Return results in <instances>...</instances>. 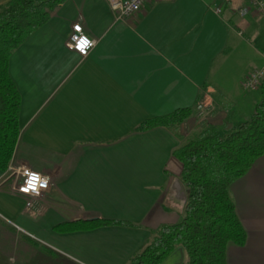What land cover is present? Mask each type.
<instances>
[{"label": "crops", "instance_id": "1", "mask_svg": "<svg viewBox=\"0 0 264 264\" xmlns=\"http://www.w3.org/2000/svg\"><path fill=\"white\" fill-rule=\"evenodd\" d=\"M10 1L0 0V9ZM254 2L159 0L119 19L105 0H66L14 51L9 70L22 98L21 133L8 170L0 171V243L10 262L23 235L17 264H37L42 247L66 264H130L155 231L182 222L183 209L170 199L182 172L174 150L197 131H230L261 100L258 90L242 88L264 66V17ZM244 7L251 11L242 18ZM77 22L96 40L87 58L65 44ZM203 105L211 111L200 120ZM183 108L193 116L179 136L166 128L136 132ZM20 168L52 176L34 210L14 191ZM230 193L247 239L228 246V264H264V155ZM97 218L135 227L54 230ZM161 264H187L184 248Z\"/></svg>", "mask_w": 264, "mask_h": 264}, {"label": "trees", "instance_id": "2", "mask_svg": "<svg viewBox=\"0 0 264 264\" xmlns=\"http://www.w3.org/2000/svg\"><path fill=\"white\" fill-rule=\"evenodd\" d=\"M66 0H11L0 9V171L8 170L20 137L22 98L10 75V59L17 49L50 20ZM261 100L252 116L223 134L200 130L173 152L182 163L181 181L187 188L184 218L152 234L148 245L130 264H161L183 247L187 264H228L230 244L242 247L247 235L238 217L230 188L264 155V79ZM193 116L192 108L144 121L136 132L166 128L179 131ZM107 226L135 227L109 219L65 222L54 228L61 234Z\"/></svg>", "mask_w": 264, "mask_h": 264}, {"label": "built area", "instance_id": "3", "mask_svg": "<svg viewBox=\"0 0 264 264\" xmlns=\"http://www.w3.org/2000/svg\"><path fill=\"white\" fill-rule=\"evenodd\" d=\"M111 11L118 16L119 19L131 18L138 15L143 11L147 4L155 3L159 0H105ZM255 9L258 14L264 17V0H255ZM249 8H241L237 10V14L244 18L249 15ZM216 14L220 15L222 10L220 8L215 9ZM79 25L80 31H77L75 26ZM81 37H86L90 41V45L81 51L77 44ZM66 47L77 53L82 58H87L91 51L96 47V40L89 37L82 22L75 23L71 28V33L66 39ZM264 79V67L253 70L242 84V88L245 92H253L259 90L262 81ZM211 109L208 105H203L200 108L198 118L204 120L210 113ZM17 185L14 188L15 193L27 197L30 202L28 206L31 209H35L39 200L45 198L51 191L53 186L52 176L46 172H39L30 168H20L17 171ZM35 180L33 181V178ZM46 181V187L42 186ZM30 182H33V186H30ZM27 189V191H25Z\"/></svg>", "mask_w": 264, "mask_h": 264}, {"label": "rangeland", "instance_id": "4", "mask_svg": "<svg viewBox=\"0 0 264 264\" xmlns=\"http://www.w3.org/2000/svg\"><path fill=\"white\" fill-rule=\"evenodd\" d=\"M251 11V10H250ZM250 11H249V14H250ZM258 13V12H257ZM249 16V15H248ZM264 67V66H263ZM246 107H247V105H245V107H243L244 108V111L246 110ZM231 108H232V110L238 115L240 112H241V108L240 109H238L239 108V106H236V105H234V106H231ZM247 111V110H246ZM246 111H245V113H246ZM233 113V112H232ZM240 117H244L243 115H241ZM245 119V118H244ZM200 123V122H199ZM188 128V127H187ZM186 131V130H185ZM197 132H199V131H197ZM196 134V133H195ZM191 135H194V134H191ZM190 135V136H191ZM189 137V136H188ZM187 137V138H188ZM20 239H21V245H22V242H23V240H24V236L23 235H21V237H19ZM45 240H49L48 238H44ZM50 241V240H49ZM20 245V246H21ZM18 247V248H20V250L18 249H16V250H14L13 251V253L12 254H10L13 258H14V261L13 262H10V260H9V257H8V255H6L5 256V250H3V245L0 243V264H17L16 263V261H17V259H18V261H19V259H20V256H21V249H23L24 248V245H22L21 247ZM42 250H43V255L39 258V260L40 261H37V264L39 263H41L42 261L44 262V261H47V262H49V261H51V262H53V263H55V258H59V264H66L64 261H63V259H62V257H60V255H55V254H53V255H49L48 253H47V251H46V249H44V247H42ZM11 252V251H10ZM21 260V259H20ZM35 261V260H34ZM42 264H45V263H42Z\"/></svg>", "mask_w": 264, "mask_h": 264}, {"label": "water", "instance_id": "5", "mask_svg": "<svg viewBox=\"0 0 264 264\" xmlns=\"http://www.w3.org/2000/svg\"><path fill=\"white\" fill-rule=\"evenodd\" d=\"M170 199L175 202V204L182 209L185 208L188 201V192L184 183L177 178L171 187Z\"/></svg>", "mask_w": 264, "mask_h": 264}, {"label": "snow or ice", "instance_id": "6", "mask_svg": "<svg viewBox=\"0 0 264 264\" xmlns=\"http://www.w3.org/2000/svg\"><path fill=\"white\" fill-rule=\"evenodd\" d=\"M90 44V41L86 39H82L78 42L77 47L81 50L84 51L86 47H88ZM35 180V177L33 178V181ZM30 186H33V182H30ZM27 191V189H25Z\"/></svg>", "mask_w": 264, "mask_h": 264}, {"label": "clouds", "instance_id": "7", "mask_svg": "<svg viewBox=\"0 0 264 264\" xmlns=\"http://www.w3.org/2000/svg\"><path fill=\"white\" fill-rule=\"evenodd\" d=\"M75 28H76L77 31H80L79 25H76ZM82 39H86V40H87L86 37H81L80 40H82ZM90 43H91V42H90ZM89 45H90V44H89ZM42 186L46 187V181H45V183H44Z\"/></svg>", "mask_w": 264, "mask_h": 264}]
</instances>
